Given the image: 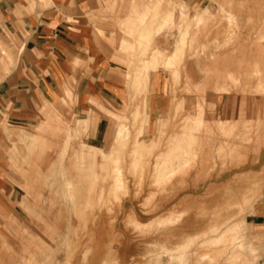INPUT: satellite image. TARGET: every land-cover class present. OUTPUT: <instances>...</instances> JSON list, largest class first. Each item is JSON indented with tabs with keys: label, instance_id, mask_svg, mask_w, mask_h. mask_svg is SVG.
Returning <instances> with one entry per match:
<instances>
[{
	"label": "rangeland",
	"instance_id": "obj_1",
	"mask_svg": "<svg viewBox=\"0 0 264 264\" xmlns=\"http://www.w3.org/2000/svg\"><path fill=\"white\" fill-rule=\"evenodd\" d=\"M98 4L116 97L1 125L0 264H264V0Z\"/></svg>",
	"mask_w": 264,
	"mask_h": 264
},
{
	"label": "crops",
	"instance_id": "obj_2",
	"mask_svg": "<svg viewBox=\"0 0 264 264\" xmlns=\"http://www.w3.org/2000/svg\"><path fill=\"white\" fill-rule=\"evenodd\" d=\"M98 1L0 0V129L29 123L65 88L77 89L81 111L90 100L116 97L108 46L98 42L109 31L96 32L110 21L95 20ZM249 217L264 229V197Z\"/></svg>",
	"mask_w": 264,
	"mask_h": 264
}]
</instances>
